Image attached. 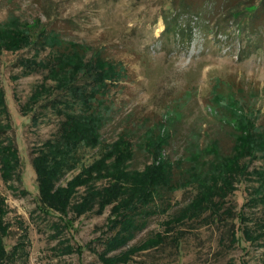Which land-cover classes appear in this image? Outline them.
<instances>
[{
	"label": "rangeland",
	"instance_id": "rangeland-1",
	"mask_svg": "<svg viewBox=\"0 0 264 264\" xmlns=\"http://www.w3.org/2000/svg\"><path fill=\"white\" fill-rule=\"evenodd\" d=\"M227 263L264 264V0H0V264Z\"/></svg>",
	"mask_w": 264,
	"mask_h": 264
},
{
	"label": "trees",
	"instance_id": "trees-1",
	"mask_svg": "<svg viewBox=\"0 0 264 264\" xmlns=\"http://www.w3.org/2000/svg\"><path fill=\"white\" fill-rule=\"evenodd\" d=\"M169 24H166V26H168ZM167 28V27H166ZM169 28V27H168ZM95 64H96V57H94L91 61H90V64H89V67H88V69L86 70V72H85V75L84 76H87L86 78H83L82 80H84L85 82L86 81H89V82H93V76L95 75V69H94V66H95ZM81 80V81H82ZM45 101L43 102V103H41V100L40 101H38V102H36L34 105H33V107H32V111H33V115L31 116V120H33V119H36L37 117H35V111H36V107L38 106V105H45V106H53V105H56L57 103H55L56 102V100H57V97L55 96V95H53V94H51V95H48V97L46 96L45 97V99H44ZM5 106H6V116H7V120H11L10 119V113H9V111H8V107H7V104H6V99H5ZM91 116V115H90ZM74 119V118H73ZM72 123H70L69 124V126L67 125L66 126V128H68V130H70L71 128H72ZM63 127H65V126H63ZM125 131H122V132H120V134H123ZM9 141H10V143H11V145L13 146V148L15 149V151H17L18 150V147L16 146V144H15V142H14V140H13V138L12 137H10L9 138ZM161 143H162V140L160 141V140H158V141H156L151 147H148V149H147V151L148 152H151V153H154L155 155H156V157L158 156V154L160 153V148H161ZM21 159V158H20ZM160 160H158V162H159ZM19 165H21V160H20V163H19ZM32 166H33V168H34V170L35 171H37V168L39 169V167L35 164V163H33L32 162ZM177 166V162H175V163H173L172 164V167H171V169H174V167H176ZM189 179H190V173L189 172H187L186 173V175L184 174V175H182V179H181V182H179V183H175L177 186H179L180 185V183H185V182H188L189 181ZM19 181L22 183V175H21V173H20V176H19ZM65 192V191H64ZM38 201H39V205H40V207H42V209H43V211L45 212V213H48V212H50V211H52V209L51 208H49V207H46L45 206V204H44V202H43V200H42V198H41V196H39L38 197ZM218 214V213H217ZM229 216H235V215H229ZM236 216H239V215H236ZM224 217H220V215L218 214L216 217H215V219L217 220H221V219H223ZM218 220L216 221V222H218ZM233 233H234V228L233 227H231V229H230V236H229V241H232V239H233ZM162 243V242H161ZM160 243V244H161ZM228 264V263H227Z\"/></svg>",
	"mask_w": 264,
	"mask_h": 264
}]
</instances>
